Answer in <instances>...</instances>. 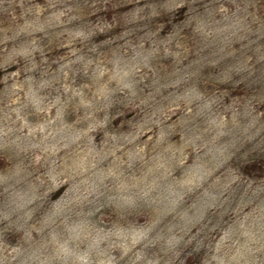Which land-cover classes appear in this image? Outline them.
<instances>
[{
  "label": "clouds",
  "instance_id": "clouds-1",
  "mask_svg": "<svg viewBox=\"0 0 264 264\" xmlns=\"http://www.w3.org/2000/svg\"><path fill=\"white\" fill-rule=\"evenodd\" d=\"M0 264H264V0H0Z\"/></svg>",
  "mask_w": 264,
  "mask_h": 264
}]
</instances>
